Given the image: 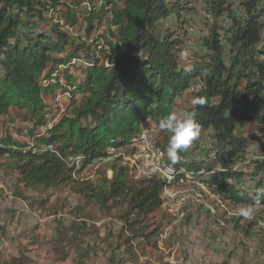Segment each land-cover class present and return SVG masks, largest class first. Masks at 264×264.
Here are the masks:
<instances>
[{"label":"trees","instance_id":"trees-1","mask_svg":"<svg viewBox=\"0 0 264 264\" xmlns=\"http://www.w3.org/2000/svg\"><path fill=\"white\" fill-rule=\"evenodd\" d=\"M194 2L0 0V118L17 110L30 125L28 142L13 138L18 130L0 134V160L20 190L44 194L62 187L78 200L70 224L59 223L54 231L53 264H89L99 252L107 264H126L144 246L156 247L166 214L160 223L151 219L162 211L165 183L153 176L136 179L109 152L134 146L148 122L155 137L147 150L180 172L176 181H197L235 205L254 204L257 189H264V141L259 159L250 160L256 138L235 134L250 123L264 131V0H202L207 33L191 50L157 22L195 12ZM79 25L82 37L74 35ZM59 90L68 93V110L51 123L47 101ZM193 98L204 104L193 105ZM180 100L190 104L187 109H179ZM177 110L195 112L200 135L173 164L166 154L169 134L158 121ZM15 196L27 200L21 192ZM47 202L33 205L42 209ZM257 207L254 215L264 214V197ZM91 209L116 217L118 232L101 236ZM224 222L254 236V218Z\"/></svg>","mask_w":264,"mask_h":264},{"label":"rangeland","instance_id":"rangeland-1","mask_svg":"<svg viewBox=\"0 0 264 264\" xmlns=\"http://www.w3.org/2000/svg\"><path fill=\"white\" fill-rule=\"evenodd\" d=\"M194 1L192 7H195V12L183 13L180 17L171 14L166 18H160L157 22L161 32L168 30L172 34L179 35L184 45L191 50L198 49L200 38L207 33L202 0ZM40 28L46 30L47 26L41 25ZM76 34L82 37L80 25L75 28L74 35ZM75 75L81 77L79 74ZM60 82L64 83L63 80ZM68 97V93L59 90L54 99L47 101L50 105L47 118L51 123L68 110L66 104ZM180 102L179 109H187L190 105L185 100ZM179 113L180 110H177V114ZM28 125L22 122L17 110H12L8 117L0 118V134L5 129L18 130V135H13V138L28 142L26 136L30 127ZM40 131L44 133L46 129L42 128ZM147 133L150 147H153L154 129L153 132L147 131ZM235 134L256 138L247 157L250 160L259 159L257 155L261 142L264 141V131H259L250 123L244 129L236 130ZM207 143V138L202 141L204 145ZM110 150L116 154L113 157L124 154V151ZM133 155L134 153L132 155L127 153V157ZM129 160L131 164L135 163V159L129 158ZM3 163L5 161L0 160V264L11 258H20L25 264H53L50 242L59 223L68 225L72 221L71 209L78 204L77 197L67 188L62 187L44 194L20 190L16 185L15 175L10 170H5ZM97 168L106 169V164L98 163ZM94 170L95 168L92 169ZM91 174L90 171L83 172L86 176ZM106 177L111 178L110 171H106ZM243 182L252 184L248 178L243 179ZM198 183L179 180L162 193V211L153 214L151 219V222L160 223L162 213L166 214L156 247L144 246L142 251H138V259L126 264H221L223 261L228 264H264V214L254 215L260 212L261 208H254L252 218L244 219L235 214L236 208L243 205H235L219 199ZM17 192L23 193L27 200L16 198ZM39 199H48L47 205L42 209L33 205L34 201ZM191 199L199 204H192ZM165 203L167 207H164ZM88 214L101 236L109 230L115 234L120 229L121 222L114 216L104 215L96 209H91ZM230 218H240L243 221L254 218L256 225L251 229V233L255 237H247L240 231L234 232L224 222ZM114 242L115 240L111 243ZM106 257L99 252L91 258L89 264H107Z\"/></svg>","mask_w":264,"mask_h":264},{"label":"clouds","instance_id":"clouds-1","mask_svg":"<svg viewBox=\"0 0 264 264\" xmlns=\"http://www.w3.org/2000/svg\"><path fill=\"white\" fill-rule=\"evenodd\" d=\"M193 105H203L202 98H193ZM161 131L169 134L166 154L175 164L179 160V152L186 151L200 135V125L196 122L195 112L182 111L179 114L172 111L158 121ZM264 197V189H257L254 204L238 206L235 214L244 219H250L254 213V205Z\"/></svg>","mask_w":264,"mask_h":264},{"label":"bare ground","instance_id":"bare-ground-1","mask_svg":"<svg viewBox=\"0 0 264 264\" xmlns=\"http://www.w3.org/2000/svg\"><path fill=\"white\" fill-rule=\"evenodd\" d=\"M143 131L144 132L141 134V137H140V146L143 152H146L148 154V161H146V169H153L154 167L155 170H149V171H144L142 173L135 174V168H133V166H135V163L131 164L129 158L132 160L136 159V152L134 153V158L127 157L128 164H124V167L133 169V174L136 177V179H144V178H148L152 176L160 178L165 183V188H164V191H165L170 186H172L173 183H175L180 172L169 166L163 165L160 161V158H161L160 153L150 152L147 150V147L149 148L150 146V142H149V139H147L148 133L147 131H145V128L143 129ZM119 156L121 157V155H118V157ZM162 171H168L169 176L163 175Z\"/></svg>","mask_w":264,"mask_h":264},{"label":"built area","instance_id":"built-area-1","mask_svg":"<svg viewBox=\"0 0 264 264\" xmlns=\"http://www.w3.org/2000/svg\"><path fill=\"white\" fill-rule=\"evenodd\" d=\"M85 4L89 6L88 0H84ZM145 131H152L153 132V125L150 124V122L145 124ZM144 132V131H143ZM128 150H135L136 152V159H135V174L136 173H142L144 171H149V170H155L154 167L153 169H146V161H148V154L146 152H143L141 146H140V141L135 144L133 147L127 148ZM127 151H124V155H121V165L124 166V164H128L127 162ZM111 155H116L114 154V151L111 152ZM160 171V170H159ZM163 175L169 176L168 171H162ZM170 213V212H168ZM172 214V213H170Z\"/></svg>","mask_w":264,"mask_h":264},{"label":"crops","instance_id":"crops-1","mask_svg":"<svg viewBox=\"0 0 264 264\" xmlns=\"http://www.w3.org/2000/svg\"><path fill=\"white\" fill-rule=\"evenodd\" d=\"M178 181H179V180H178ZM196 182H197V181H196ZM196 182H193V183H196ZM174 185H175V184H174ZM198 185H200V184H198ZM200 186H201V185H200ZM168 189H169V188H168ZM171 189H172V187L170 188V192H169V193H171ZM169 193H168V194H169ZM165 195H166V194H165ZM168 196H171V195H168ZM190 201H191L192 204H199V203L196 202V200H194V199H191ZM190 201H189V202H190ZM200 204H201V203H200ZM162 206H163V205H162ZM167 206H168L167 203H165V204H164V207H167ZM253 237H255V236H253ZM253 237H252V238H253Z\"/></svg>","mask_w":264,"mask_h":264}]
</instances>
